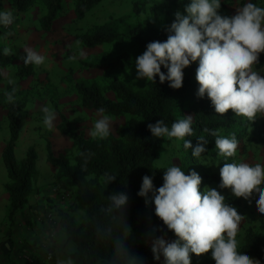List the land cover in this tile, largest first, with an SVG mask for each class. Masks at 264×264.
Listing matches in <instances>:
<instances>
[{"label":"clouds","instance_id":"obj_1","mask_svg":"<svg viewBox=\"0 0 264 264\" xmlns=\"http://www.w3.org/2000/svg\"><path fill=\"white\" fill-rule=\"evenodd\" d=\"M224 0H189L183 12L176 11L174 20L167 26L169 33L164 41L147 43L142 54L135 58L136 77L179 89L183 85L184 69L197 63L196 95L210 99L217 114H225L229 109L237 116L252 122L264 115V68L257 70L259 57L264 53V6L247 0L236 8L234 15H222ZM16 20L13 11L5 5L0 10V26L7 27ZM4 55H13L11 48L3 49ZM83 56V51L80 52ZM23 64L36 66L46 63V56L31 46L23 47L20 56ZM75 59V57H73ZM162 66L166 71H162ZM10 91L4 95L9 103H15L18 88L15 79L7 73ZM43 124L49 132H55L57 112L51 106H44ZM103 107L98 108L97 119L88 131L93 139H106L112 134L113 120L105 115ZM193 116L184 115L169 127L164 119L147 125L155 138H173L183 141L185 150L191 149V156L199 158L207 151L208 139L197 136L193 146L186 137L196 136ZM204 133L215 137L218 154L225 159L236 157L240 141L235 133L228 136L220 134L219 129L204 128ZM82 168L86 169L92 152H80ZM117 174L103 173L105 187L116 180ZM219 189L230 188L235 197L249 199L255 192L254 202L257 211L264 214V161L223 163L220 167ZM202 176L194 169L185 170L171 163L163 171V184L156 187L153 177L144 175L137 193L145 203L154 204V213L159 217L175 239L169 241L165 236L155 237L151 242L153 259L163 264H191L190 254H204L211 250L215 264H262L261 260L250 256L241 248L237 239L244 215L237 208L226 203L225 195L217 188H200ZM92 218L81 211V223L91 225L92 235L98 244L106 248L102 256H97L93 264H143V259L133 254L127 245L132 235L131 226L126 220L128 195L112 192L104 196ZM64 251L55 264H82L81 250L65 230L61 236Z\"/></svg>","mask_w":264,"mask_h":264},{"label":"trees","instance_id":"obj_2","mask_svg":"<svg viewBox=\"0 0 264 264\" xmlns=\"http://www.w3.org/2000/svg\"><path fill=\"white\" fill-rule=\"evenodd\" d=\"M10 7L16 12L28 10L32 5L41 3L45 7V14L40 19L42 29L51 30L55 20L62 14L61 7L63 0H7ZM76 17L81 19L94 9L102 0H72ZM169 5L179 3L183 11L184 4L189 0H169ZM178 2V3H177ZM247 2L241 0L240 5ZM253 2L264 6V0H253ZM235 4V0H224L221 6L227 7ZM4 0H0L2 10ZM168 6L164 8V20L159 26H154L151 19L144 22H137L127 27L122 34L115 25H99L92 29L76 35L77 40L88 48L109 44L122 37L129 38L135 46L136 52L140 55L151 41H164L169 33L167 26L174 20L173 10ZM224 15L223 13H221ZM0 45V68L12 63L13 55H4ZM131 54L125 52L118 55L107 65L120 66L131 59ZM92 67L100 66L99 63H88ZM264 65V53L260 54L259 64ZM197 63L193 62L184 71L183 85L179 89L169 86L168 82L160 83L158 77L156 82L147 81L144 89H136L128 82L120 79H113L105 88L97 83H77L75 91L79 97L80 105L83 108L97 110L103 107L105 115L130 116L126 127L121 131V137L113 133L106 139H88L83 132H77L70 126L69 119L60 114L58 130L73 141L76 153L70 156L69 150L59 155L54 154L51 143L47 142L46 160L49 165L57 168L61 186H69L75 189L76 197L81 199L89 218L95 209L105 202V197L112 192H124L128 195L126 207V220L131 226L132 235L127 241L131 252L137 256L153 258L151 247L144 235L153 228L159 236L166 239H175V235L168 230L162 220L148 209L145 199L137 195L144 175L153 177L156 187L163 184V171L167 167H157L153 162L159 158L164 138L152 136L147 125L164 119L170 127L171 124L181 117L177 113L179 104L186 103L189 110L193 112V128L196 136L186 137L192 141L193 146L197 144V136L205 135L208 139L206 145L207 154H218L215 147V137L203 132L204 128L219 129L220 134L228 136L235 133L240 139L249 133H256L257 126H248L249 121L243 116H237L229 109L225 114H217L205 96L200 98L196 95L198 82L196 81ZM162 71L166 69L162 66ZM34 72L33 64L25 65L23 62L17 67V75L20 78L28 77ZM111 92L114 98L106 96ZM0 101L7 111V122L9 137L5 143L2 159L6 167L8 182L5 190L9 195L8 217L12 218L15 213L28 204V196L32 191L33 178L36 173L37 152L33 146L29 147L25 156L17 160L15 156L16 142L20 136V125L22 122L21 110L25 107V101L16 99L15 103H9L4 95L0 94ZM80 152H92L87 164L83 169V160L78 155ZM111 172L117 174L116 180L110 182L106 187L103 183V173ZM185 174H187L185 172ZM211 181L219 184L220 174H213ZM257 195V194H256ZM226 203L239 209L242 197H235L233 194L225 196ZM58 224L63 232L67 230L71 239L81 250L82 264H93L97 256H102L106 248L98 244L92 235L91 225L87 223L78 224L75 218L67 210L58 211ZM245 248L250 256L261 260L264 264V214H260L257 228L249 227L244 236Z\"/></svg>","mask_w":264,"mask_h":264},{"label":"rangeland","instance_id":"obj_3","mask_svg":"<svg viewBox=\"0 0 264 264\" xmlns=\"http://www.w3.org/2000/svg\"><path fill=\"white\" fill-rule=\"evenodd\" d=\"M168 2L170 1L102 0L88 14L79 19L76 17L73 1L63 0L61 7L62 14L55 20L51 30L46 31L40 25V19L46 12L45 7L41 3L32 5L26 11L16 12L10 7L8 1L4 0L2 10L7 5L13 11L16 20L10 26H0V45L11 48L14 53L12 63L0 68V72L10 74L15 79V86L18 88L16 99L25 101V107L21 110V138L19 136L16 154L17 160L23 159L27 149L33 146L37 152V161L40 166L48 164L46 160L47 142L51 143L52 150L56 155L65 153L66 150L70 151V156L76 153L72 139L63 135L57 128L60 122V114H64L69 119L73 130L83 132L85 137L92 139L88 135V131L97 119V112L96 110L83 108L80 105L79 97L75 91L77 83H97L100 87L105 88L113 79L117 78L128 82L132 87L139 90L146 87L147 81L145 79H135V58L139 54L136 52V48L129 38L122 37L109 44L88 48L77 40L76 35L99 25H115L123 34L128 26L134 25L137 22H144L146 19H151L152 24L157 27L164 20L163 9L170 6ZM171 5L170 8L173 10V13L178 10L183 12L179 3L176 6ZM241 6L235 0L234 5L224 8L221 6L219 11L224 15L231 16L235 14L236 8ZM24 46H31L41 54H44L46 56V63L40 66L33 64V74L20 78L17 75V67L23 62L20 56L23 55ZM81 51L84 53L83 56L80 55ZM125 52L131 54L130 61L120 66L113 67L107 65L108 62H111L118 55ZM88 63H99L100 66L92 67L87 65ZM254 67L260 70L264 68V65L261 68ZM11 88L12 85L8 84L6 76H0V94L10 91ZM106 96L114 98L111 92H106ZM44 106H51L57 112L58 119L55 132H49L43 124L44 114L41 109ZM177 113L181 117L184 115L193 116V112L189 110L186 103L178 105ZM111 117L113 120L112 133L117 137H121V131L128 124L130 116ZM248 126H257V131L255 134L249 133L247 136L239 139L240 144L236 157L225 159L219 154L211 155L205 152L199 158H194L191 156V149L185 150L183 148V141L175 138L171 140L164 138L159 158L153 162V165L168 167L171 163H174L178 164L186 173H188V170L194 169L203 178L200 185L201 189L209 186L217 188L225 196L231 195L233 193L230 188L219 189L218 184L211 181L210 178L213 174H220V167L223 166V163L239 162L242 159L251 162L264 161V115L258 116L257 119L249 122ZM8 137L7 111L0 101V141L3 140L6 143ZM21 144L23 145L22 148ZM23 150L24 154L22 153ZM48 166L51 165L48 164ZM55 170L52 187L55 188L57 193L66 192L71 195L73 194L74 198L71 206L62 210H67L75 218L76 222L81 224L79 213L85 211V205L81 199L76 197L74 188L61 186L60 178L57 176V168ZM37 174L36 168L31 193L34 190ZM62 189L64 191H61ZM256 194L254 192L249 199H243L238 209V212L244 215L237 236L240 246L244 243L247 229L249 227L257 228L259 225L261 213L257 211L254 202ZM47 200L49 203L53 202V199L48 198ZM147 207L154 213V204L148 203ZM59 210L61 209H58L57 214L53 215L55 218L52 215L47 217L50 225H53L54 222L57 225ZM8 219L11 218L8 217ZM144 235L150 247L152 240L159 236L153 228L145 232ZM167 240L171 241L173 238ZM46 251L47 254L51 253L53 255L50 260L52 261L54 254L49 246ZM190 255L191 264H215L214 259L211 257V250L208 253L200 255ZM139 257L143 259V264H163V257L159 261L144 256Z\"/></svg>","mask_w":264,"mask_h":264},{"label":"crops","instance_id":"obj_4","mask_svg":"<svg viewBox=\"0 0 264 264\" xmlns=\"http://www.w3.org/2000/svg\"><path fill=\"white\" fill-rule=\"evenodd\" d=\"M237 2L240 3L241 0H236ZM261 74L264 75V72ZM18 145L19 140L15 148V156ZM4 146L5 141L1 140L0 264H55L58 256L64 251V245L60 239L64 233L58 223L56 225V222H54L53 225H50L47 217L49 215L54 217L53 215L57 214L58 209L69 208L74 202L73 194L71 195L66 192L57 193L55 188L52 187L55 168L48 166V164L40 166L37 161L36 168L38 174L34 190L29 196L28 204L18 210L11 219H8L7 214L10 201L9 195L5 190L8 176L2 159ZM22 147L23 145L21 144ZM24 150L22 151L23 154ZM61 191L64 190L62 189ZM48 198L53 199V202L49 203ZM48 246L54 254L52 261H47L46 259V249ZM26 257L31 258L32 263H28L25 259Z\"/></svg>","mask_w":264,"mask_h":264},{"label":"built area","instance_id":"obj_5","mask_svg":"<svg viewBox=\"0 0 264 264\" xmlns=\"http://www.w3.org/2000/svg\"><path fill=\"white\" fill-rule=\"evenodd\" d=\"M52 257H53V255L51 254V253H48L47 254V257H46V259H47V261H50L51 259H52ZM28 257H26L25 259H26V261L28 262V263H32V260H31V258H28Z\"/></svg>","mask_w":264,"mask_h":264}]
</instances>
